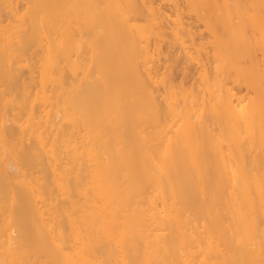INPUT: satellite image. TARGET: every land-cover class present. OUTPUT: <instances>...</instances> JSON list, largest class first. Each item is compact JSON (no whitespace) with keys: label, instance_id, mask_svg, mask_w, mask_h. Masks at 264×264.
I'll return each mask as SVG.
<instances>
[{"label":"bare ground","instance_id":"1","mask_svg":"<svg viewBox=\"0 0 264 264\" xmlns=\"http://www.w3.org/2000/svg\"><path fill=\"white\" fill-rule=\"evenodd\" d=\"M257 50L264 0H0V264H264Z\"/></svg>","mask_w":264,"mask_h":264},{"label":"rangeland","instance_id":"2","mask_svg":"<svg viewBox=\"0 0 264 264\" xmlns=\"http://www.w3.org/2000/svg\"><path fill=\"white\" fill-rule=\"evenodd\" d=\"M186 21L188 23L192 24L193 31L197 32L198 35H199V33H205L204 28L200 27L199 23H197L194 19H192V18L191 19H186ZM204 42H207V40H204ZM167 47H168V45H167V42L165 41L162 44V46H161V50H162V54L160 56L161 61L157 65V68L161 69V72L163 71V67L165 66L166 60L168 58V56H167ZM263 55H264V53H263L262 50H257L256 53H255L257 63L264 67V56ZM246 94H248L249 96H253L252 91H249L247 89H244L240 93V96L246 95Z\"/></svg>","mask_w":264,"mask_h":264}]
</instances>
